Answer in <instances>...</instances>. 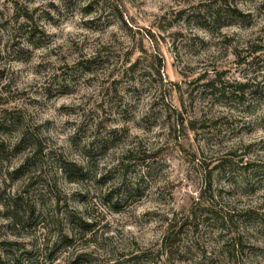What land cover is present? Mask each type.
Returning <instances> with one entry per match:
<instances>
[{
  "label": "rangeland",
  "instance_id": "1",
  "mask_svg": "<svg viewBox=\"0 0 264 264\" xmlns=\"http://www.w3.org/2000/svg\"><path fill=\"white\" fill-rule=\"evenodd\" d=\"M0 264H264V0H0Z\"/></svg>",
  "mask_w": 264,
  "mask_h": 264
}]
</instances>
